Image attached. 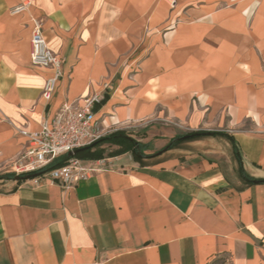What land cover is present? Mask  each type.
<instances>
[{
	"label": "crops",
	"instance_id": "crops-1",
	"mask_svg": "<svg viewBox=\"0 0 264 264\" xmlns=\"http://www.w3.org/2000/svg\"><path fill=\"white\" fill-rule=\"evenodd\" d=\"M0 0V173L64 103L111 89L103 133L225 131L107 168L71 190L0 180V264H264V0ZM35 20L63 60L31 64ZM10 170V171H9Z\"/></svg>",
	"mask_w": 264,
	"mask_h": 264
},
{
	"label": "built area",
	"instance_id": "built-area-1",
	"mask_svg": "<svg viewBox=\"0 0 264 264\" xmlns=\"http://www.w3.org/2000/svg\"><path fill=\"white\" fill-rule=\"evenodd\" d=\"M29 5L30 1L25 0L13 13L24 12ZM31 64L53 70V76L46 81L42 92L43 99L49 101L63 75V60L50 49L40 20H35L33 24ZM110 89V84L105 83L101 92L92 91L74 103H64L55 116L43 119L36 131L19 130L20 135L28 139L29 147L25 154L12 164L11 173L18 176L39 173L56 159L98 141L104 133L103 123L97 117L96 108L101 105L104 93ZM107 166L108 161L105 159L83 160L73 156L64 166L31 181H46L71 190L79 181L101 173Z\"/></svg>",
	"mask_w": 264,
	"mask_h": 264
},
{
	"label": "trees",
	"instance_id": "trees-1",
	"mask_svg": "<svg viewBox=\"0 0 264 264\" xmlns=\"http://www.w3.org/2000/svg\"><path fill=\"white\" fill-rule=\"evenodd\" d=\"M186 136H188V138L184 139V140H181V138H183V137L177 138V139H180L177 142H176L177 139H174L171 142V144L168 145L162 152H165L167 150L172 149L176 144H179L181 142L194 140V139H198V138H202V137L222 136V137L228 138L231 141H233V139L229 135L220 134V133H216V132H213V133L198 132V133H193V134L186 135ZM103 144H112V145H116L119 147L118 150L115 151V153L113 155H111L110 157H117V156H121V155H124L127 153H131L133 155V157H135V160L140 159V158H145L144 155H142L143 148L133 138L129 137L125 131H122V130H118V131L110 134L108 137H105V138L98 140L97 142H95L94 144L89 146L87 150H85L83 152H79L75 156L77 158H80L83 160H101V159L105 158L104 152L100 148V146H102ZM67 160L68 159L66 158V156L61 157L59 159H56L53 163H51L48 167H46L43 171H41L39 173H45V172H49V171H52L54 169L60 168L66 164ZM33 174H37V173H33ZM26 175H32V174H25V175H20V176H26ZM15 177H16L15 174L7 173V174L1 176L0 180H13ZM245 178L249 182L254 183V184L264 183V180L250 179L247 177H245ZM220 260H222L220 264L226 263L225 257H217L210 264H218L220 262Z\"/></svg>",
	"mask_w": 264,
	"mask_h": 264
},
{
	"label": "rangeland",
	"instance_id": "rangeland-1",
	"mask_svg": "<svg viewBox=\"0 0 264 264\" xmlns=\"http://www.w3.org/2000/svg\"><path fill=\"white\" fill-rule=\"evenodd\" d=\"M122 131H125L129 137L133 138L143 148L142 155H144V156H151V155H154V154H158L159 152H162L168 145H170L171 142L174 139H177V138H180V137H184L186 135H190V134H193V133H198V132H210V133H213V132H216V133H220V134H227L225 131H221V130H216V131H203V130H199V131H185V132H181V133L179 132V133L174 134L169 139V141L166 144V146L163 147V146H160V145L151 146L150 142H152L153 139H155V136L159 135V133L155 132V130L154 131H150L148 128H140V129L131 128V129L122 130ZM114 132H116V131H114ZM114 132L103 134L100 139L108 137L110 134H112ZM154 133H155V136H154ZM210 137L211 136L202 137V138L189 140V141H195V140H200V139L210 138ZM216 137H222V136H215L214 138H216ZM185 142H187V141H185ZM100 148L103 150L105 157H110L111 155H113L115 153V151L118 150L119 147L116 146V145H112V144H103L102 146H100ZM131 156L135 160V157H133L132 154H131ZM3 175H5V174L0 173V177L3 176ZM221 261L222 260H220V262L218 264H220ZM225 264H227V262Z\"/></svg>",
	"mask_w": 264,
	"mask_h": 264
},
{
	"label": "water",
	"instance_id": "water-1",
	"mask_svg": "<svg viewBox=\"0 0 264 264\" xmlns=\"http://www.w3.org/2000/svg\"><path fill=\"white\" fill-rule=\"evenodd\" d=\"M187 138H188V136H184L183 138H181V140H184V139H187ZM178 140H180V139H177L176 142H177ZM87 149H88V147H85V148H82V149H79V150L75 151L74 153H69V154L66 156V158H67V159H70V158H72L73 156H75L76 154H78L79 152H83V151H85V150H87ZM45 173H46V172H45ZM43 174H44V173H37V174L26 175V176H18V175H16V177H15L13 180H15V181H26V180H31V179L37 178V177H39V176H41V175H43Z\"/></svg>",
	"mask_w": 264,
	"mask_h": 264
}]
</instances>
